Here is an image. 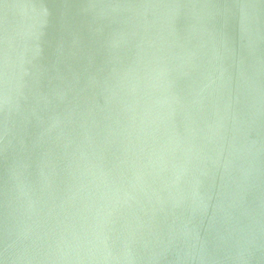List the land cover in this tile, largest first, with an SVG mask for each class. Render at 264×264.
Masks as SVG:
<instances>
[{
	"label": "water",
	"instance_id": "obj_1",
	"mask_svg": "<svg viewBox=\"0 0 264 264\" xmlns=\"http://www.w3.org/2000/svg\"><path fill=\"white\" fill-rule=\"evenodd\" d=\"M0 264H264V0H0Z\"/></svg>",
	"mask_w": 264,
	"mask_h": 264
}]
</instances>
